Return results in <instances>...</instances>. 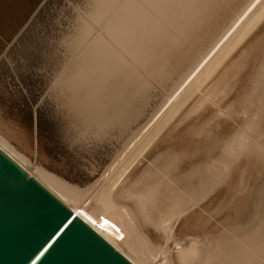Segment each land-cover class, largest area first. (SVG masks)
<instances>
[{
    "label": "bare ground",
    "instance_id": "bare-ground-1",
    "mask_svg": "<svg viewBox=\"0 0 264 264\" xmlns=\"http://www.w3.org/2000/svg\"><path fill=\"white\" fill-rule=\"evenodd\" d=\"M239 1L78 0L71 3V22L59 29L55 43L46 49L39 67L30 74L39 81L38 92L33 94L25 92L24 83L9 62L12 40L0 49V68L5 66L9 71L8 77H2L8 85L2 87L0 84V147L135 264H264V130L254 137L250 123L251 130L241 126L233 111L232 114L230 108L221 104L239 74L232 68L227 70L232 57L240 53L257 32L258 36L264 31L261 26L264 0H250L233 21L230 19L227 28L223 25L228 10L232 12V5H238ZM26 26L22 24L21 29ZM222 26L225 29H221ZM219 31H222L220 35ZM262 35L255 47L257 57H262L257 70L261 75L256 71L244 76L253 85L264 83V32ZM211 39L213 43H207V51L199 52ZM233 47L236 49L230 62L227 63L228 57L217 65L230 48L233 52ZM193 52L203 56L190 72L188 68V74L184 69L185 76L181 82L178 80L180 83L175 88L171 83L175 80L174 74L183 70ZM213 72L215 77L204 82V91L216 89L209 93H218L219 97L206 93L209 96L204 98L203 104L216 111L220 118L235 122L241 128L235 126L239 130L230 152L239 149V153L209 185L212 178L205 180L204 171H200L203 165L199 168L200 158L206 154L205 147L186 140L197 128L187 125L179 129L176 139L185 147L176 148L172 141L164 145V140L162 143L159 140L161 145L156 148L149 146L188 97L195 94L187 92V87L196 81L194 87L203 90L205 85H200L203 78ZM169 85L175 88L172 92H169ZM251 89L254 91V87ZM12 93L21 106L16 105ZM250 94L246 91L244 96L250 97ZM44 96L48 99L37 104V97ZM199 96L195 100H200ZM244 96L242 98H246ZM178 97L180 99H176ZM263 97L260 95V99ZM160 99V108L156 106L159 110L151 114L154 119L148 114L151 123L141 134L138 132L140 135L133 134L136 139L123 153V141L131 137L136 127L138 130L137 124L146 115V109ZM188 107L191 108V103ZM1 109L12 115V120ZM262 112L258 114V123L264 126ZM204 116L199 113L197 117ZM249 136L254 137L253 142L248 140ZM228 139L226 142L230 141ZM247 141L251 143L247 145ZM253 149V165L261 168L257 171L254 167L250 187L244 188L245 191L221 192L214 203L212 198L231 174L233 166L246 155L250 156L248 152ZM115 154L118 155L113 156ZM178 156L189 158V161L185 163L184 160L183 165ZM142 157L151 160L144 162ZM161 158L167 160L164 167L154 162L158 163ZM141 161L144 162L142 166L139 165ZM103 230L116 235L126 250Z\"/></svg>",
    "mask_w": 264,
    "mask_h": 264
},
{
    "label": "rangeland",
    "instance_id": "rangeland-1",
    "mask_svg": "<svg viewBox=\"0 0 264 264\" xmlns=\"http://www.w3.org/2000/svg\"><path fill=\"white\" fill-rule=\"evenodd\" d=\"M42 1V2H41ZM78 0H40L39 2H38V6H36V8L35 9H37V10H35L34 11V13H33V15H32V17L29 19V21L28 22H25V23H23V24H27V26L24 28V29H21V27H22V25H20V26H18L16 29H15V31L14 32H12L11 34H12V36L9 38V37H7L6 39H4L5 37L4 36H9V34L8 33H6V32H4L3 30H1V32H0V37H2V38H0V49L1 50H3L5 47H6V44L9 42V41H11V43H12V47H11V49L9 50V54H8V59H9V62H10V64H11V66H12V68L14 69V71H16V73L18 74V76L20 77V80L24 83V88H25V92L26 93H29V94H33L34 92H38V86H39V81L38 80H34L32 77H31V72L34 70V69H36V68H38L39 67V64H40V61H41V59H42V57L44 56V54H45V52H46V49H48V47L50 46V45H52V44H54L55 43V41H56V39H57V34H58V31H59V29L61 28V27H63V26H66V25H69V23L71 22V8H70V6H69V4H71V3H75V2H77ZM247 1V2H246ZM249 1L250 0H241V1H239V3H238V5H232V12L230 11V10H228V12L229 13H227L228 14V16H227V18H226V20H225V22H224V24L223 25H225L226 26V28L230 25V24H228L229 22H230V19L232 20V18L234 19L235 17H237L236 16V14L237 13H240L245 7H246V5L249 3ZM242 3V4H241ZM247 3V4H246ZM40 4V5H39ZM243 4H244V6H243ZM233 6H234V8H233ZM241 8H240V7ZM243 7V8H242ZM239 8V9H238ZM235 9V10H234ZM241 9V10H240ZM239 11V12H238ZM255 11V10H254ZM234 12V13H233ZM230 16H232V17H230ZM235 16V17H234ZM90 18H92L91 16H90ZM94 19V18H93ZM63 20V21H62ZM233 21V20H232ZM231 21V22H232ZM261 26L263 27L264 26V22L262 21L261 22ZM261 26L259 25V27L261 28ZM259 27H257V29L259 30L260 28ZM225 29L224 28V26H222L221 27V29ZM12 29V28H11ZM220 29V30H221ZM50 30V31H49ZM19 31V32H18ZM224 31V30H223ZM264 32V31H263ZM262 32V33H263ZM222 33V31H219V35ZM262 33H260V35H258L257 36V34H258V32L256 33V37L254 36L248 43H247V46L246 47H244L241 51H240V53H238L236 56L234 55V57H232L233 55V53H234V51H235V49H236V47L234 48H232V50H233V52H231V48L227 51L228 52V54L227 55H229V56H227L226 55V53H225V55H224V57L223 58H221L220 59V61H219V63L217 64V65H219L220 63H221V61H222V59H223V62L225 61V60H227L226 58H228V57H232V60H231V57H230V59L229 60H227V63L228 62H230V60L232 61L231 62V64L230 65H228V71H230L231 70V68L233 69V70H237L238 72H239V74H238V76H237V78H236V80L234 81V86L233 85H231L230 86V92H229V94L228 95H226V96H224V99H223V101H221L220 99H218L219 101H221V104L223 105V106H226L227 107V109L228 108H230L229 109V111L231 112V111H233V113H234V117L237 119V122L239 123V121H240V125L241 126H244V127H247V128H251V129H253V130H251V131H253L252 132V135L255 137H257V136H259L262 132H263V130H264V126H261L258 122H259V116H258V114L260 115V112H262V113H264V106L262 107L261 106V104H264L263 103V101H264V97L262 98V99H260V95L262 96V94H263V96H264V92H263V89H264V83L263 82H261V84H259L260 82H258V85H257V82L256 83H254V85L256 84L257 86H256V88L259 90H257L256 88H255V86L253 85V83H252V81H248L249 80V78H248V80H246L245 79V77H247L248 76V74H251V73H255L257 70H259V68H258V66H259V64H260V60L262 59V57L260 56V57H257V50L255 49V47L257 46V44L259 43V40H260V38H261V36H263L262 35ZM1 34H2V36H1ZM17 34V35H16ZM217 34V37L215 38H213L214 40H216L217 38H218V35ZM24 39H23V38ZM13 38V39H12ZM10 39V40H9ZM213 39H211V40H208L206 43H205V46L203 47L204 49H202L201 51H199V52H201V53H203V51H204V53L207 51L206 50V48H208V44L207 43H209V45H211L212 43H213ZM242 40L244 39V38H241ZM240 39V42H242V40ZM254 39V40H253ZM257 39V40H256ZM253 40V41H252ZM22 41V42H21ZM211 41V42H210ZM26 44V45H25ZM255 44V45H254ZM249 45V46H248ZM251 45V46H250ZM248 47V48H247ZM247 49V50H246ZM253 49V50H252ZM1 50H0V52H1ZM251 50V51H250ZM197 51V50H196ZM198 52V51H197ZM242 52V53H241ZM249 52V53H248ZM252 52V53H251ZM16 53V54H15ZM248 53V54H247ZM195 53L193 52V55H194ZM247 54V55H246ZM192 55V57L190 58V60H189V62H188V64L183 68V70H181V71H179L177 74H174L175 75V80L174 81H172L171 83L174 85V87L176 88V86L182 81L181 79H183L184 78V76H185V73L186 74H188V70H189V72L191 71V69H192V67H194L195 66V64H197V61L199 60V58H202V56L203 55H194L193 56ZM197 56V57H196ZM247 56V57H246ZM195 59H196V61H195ZM193 62H192V61ZM240 60V61H239ZM259 60V61H258ZM222 62V63H223ZM238 62H239V64H238ZM240 63H241V65H240ZM192 64H194L193 66H192ZM189 65V66H188ZM230 66H233V67H230ZM217 67H219V66H217ZM187 68V69H186ZM189 68V69H188ZM238 68L240 69V70H238ZM186 70V72H185V70ZM184 71V72H183ZM216 72V71H215ZM215 72H213L211 75L210 74H208V75H206L205 77L206 78H203V82L200 84V85H205V83H207V81H209V79H212V78H214L215 77ZM9 73V71L7 70V68L5 67V66H3V67H1L0 68V78L2 79V80H0V84H2V87H6V85H8V83L5 81L6 79L4 78H2V77H8V74ZM180 73V74H179ZM257 73H260V75H261V72L260 71H257ZM247 74V75H246ZM210 75V76H209ZM179 76V77H178ZM202 76H203V74H202ZM202 76H200V77H202ZM245 76V77H244ZM178 77V78H177ZM183 77V78H182ZM211 77V78H210ZM195 79H197V77L195 78ZM198 79H200V78H198ZM197 79V80H198ZM208 79V80H207ZM259 79V78H258ZM180 82H179V81ZM178 81V82H177ZM177 82V83H176ZM205 82V83H204ZM263 83V84H262ZM171 84V85H172ZM196 84V81H193L188 87H187V89L186 90H188L187 92H189V91H193L195 94H193L191 97H188L189 99H187V101L182 105V109L180 108V111L176 114V116H174L173 117V119H170L169 121V124H167V126H166V128H164L163 129V132H160V134L158 135L159 136V138H158V136H157V138L154 140V142H152V144L149 146V148H152L153 146H154V148H156L159 144L161 145V143H162V141H163V144L164 145H166V144H169L170 143V141H172V142H174L173 143V146L174 147H183L185 144H183V143H181V141H177V139H178V136L180 135V131H179V129L181 128V130L183 129V128H187L186 126L188 125V127L190 128H197V129H195V131L193 130L191 133H190V135H188V136H186L187 137V142L189 143L190 141L191 142H195V143H198V145L201 143L202 144V146L201 147H203L204 148V150L206 151L205 153V156H203L202 158L203 159H205V160H203L202 158H200V161H199V168H200V165H203V167H205L204 169H203V167L202 168H200L201 170V173H202V171H204L203 172V176L205 177L206 176V178H205V180H207V179H209V178H212V179H209V185H211V183H214L215 181H216V178L218 179L219 178V176L222 174V172L224 171V169H225V167H227L233 160H234V158H235V156L239 153V149L237 150V149H235L232 153H230L231 151H232V147L231 146H235V144L236 143H234V142H236V134H237V131L239 130V128H241V126L239 125V126H237V123H235V122H231V121H228L226 118H224V117H221L220 118V116H217L218 115V113L216 112V111H211V110H213V109H209L208 108V106L206 105L205 106V104H203V102H204V98H206V99H208L207 97L209 96V95H212V96H214V94H215V96H218L219 97V95H218V93H217V95H216V93H214V94H210V93H213V90H216V89H212V88H208V92L207 91H204L205 89V87H206V85L205 86H203V90H202V88H201V90H199L198 89V87L196 88V87H194V85ZM236 84V85H235ZM171 85H169V88H171V89H169V92H172L173 90L172 89H175L173 86H171ZM245 85V86H244ZM247 85V86H246ZM251 85V86H250ZM259 85L260 86H262L261 88H262V90H261V88L259 87ZM194 87V88H193ZM246 87V88H245ZM254 87V91L251 89V88H253ZM231 88H232V90H231ZM241 88V89H240ZM197 89V90H196ZM243 89V90H242ZM247 89V90H246ZM256 89V90H255ZM172 90V91H171ZM239 90V91H238ZM245 90V91H244ZM252 90V91H251ZM204 91V92H203ZM243 91V92H242ZM246 91L248 92V91H250V93L251 94H255V95H251L250 94V97H248V95H249V93H248V95L247 96H244L245 95V93H246ZM256 91V92H255ZM263 92L262 94H261V92ZM203 92V93H202ZM210 92V93H209ZM216 92V91H215ZM239 92V93H238ZM243 93V95H242V93ZM255 92V93H254ZM177 93V92H176ZM184 93H185V90H184ZM183 93V94H184ZM199 93V94H198ZM204 93H205V95H204ZM209 93V95H207V94ZM239 95H238V94ZM201 94H203V96H201ZM258 94H260V95H258ZM12 95H14L15 96V93H12ZM197 95H200L199 97H200V100H195L196 99V96ZM14 96H12V97H14ZM207 96V97H206ZM246 97V98H242V97ZM256 97L257 96V99L256 98H253V97ZM227 97V98H226ZM15 99H16V105L17 106H21L20 105V103H19V100L16 98V96L14 97ZM202 98V99H201ZM216 99H217V97H215ZM251 98V99H250ZM260 100H259V99ZM176 99H180V97H178V98H176ZM248 99V101H246V100ZM252 99H254V100H256V101H253ZM194 100V101H193ZM248 103V102H255V103H251L250 105H249V103L247 104L245 101ZM262 100V101H261ZM18 101V102H17ZM162 100L160 99L159 100V102L158 103H156L154 106H155V109H154V106H152L151 108H148V109H146L147 111H146V115H144L143 116V118L138 122V130H137V127L135 128L136 129V131L134 130L133 132H132V135L133 134H135V135H137L138 134V132L141 134L144 130H145V127L147 126V125H149L150 123H151V121L154 119V118H152V117H154V115H151V114H155V112H157L159 109L158 108H160L159 106H161V104H162V102H161ZM177 101V100H176ZM175 101V102H176ZM202 101V102H201ZM259 101V102H258ZM262 103H261V102ZM200 102V103H199ZM245 102V103H244ZM190 103H191V108H192V106H193V108L191 109L190 107H188L189 105H190ZM234 103H235V105H234ZM238 103V104H237ZM241 103H244V104H242L241 105ZM259 103V104H258ZM198 104H200L201 105V107H200V105H198ZM233 104V105H232ZM232 106V107H229V106ZM239 105H241V106H246V107H244L243 106V108L242 107H240ZM158 108H157V107ZM199 106V107H198ZM204 106V107H203ZM234 106L235 107H237V108H234ZM248 106V107H247ZM171 107H173V104H172V106H170V108ZM225 107V108H226ZM240 107V108H239ZM169 108V109H170ZM184 108V109H183ZM187 108V109H186ZM197 108V109H196ZM202 108V109H201ZM209 110H208V109ZM239 108V109H238ZM244 108H246L245 110H243ZM248 108V109H247ZM261 108V109H260ZM168 109V110H169ZM259 109V110H258ZM1 110H3V109H1ZM182 110L184 111V113L182 112ZM198 110H199V112H198ZM262 110V111H261ZM192 111V112H191ZM193 111H194V114H193ZM198 112V114H197V112ZM201 111V112H200ZM243 111H246V112H243ZM254 111H256V112H254ZM257 111H259V113L257 112ZM3 112V114L4 115H6V117L7 118H9V119H11L12 118V115H10V114H8L7 115V113L3 110L2 111ZM152 112V113H151ZM188 112V113H187ZM210 112V113H209ZM238 112V113H237ZM254 112V113H253ZM199 113H204L205 114V116L204 117H197L198 115H199ZM232 113V112H231ZM232 113V114H233ZM245 114V113H247V114H245V115H243V114ZM252 113V114H251ZM148 114H149V116H150V118H152V120L149 118V116H148ZM185 114V115H184ZM193 114V115H192ZM217 114V115H216ZM255 114H257V116L255 115ZM239 115V116H238ZM252 115V116H251ZM214 116V117H213ZM216 116V117H215ZM237 116V117H236ZM248 116H250V118H248ZM254 116H256V119L258 120V121H256V119L254 120L253 118H255ZM146 117V118H145ZM188 117V118H187ZM147 118H148V120L150 121H148L147 120ZM185 118V119H184ZM201 118V119H200ZM259 118V119H258ZM212 119V120H211ZM227 120V121H225V120ZM248 119V120H247ZM12 120V119H11ZM193 120V121H192ZM215 120H216V122H215ZM239 120V121H238ZM252 120H253V122L255 123V125H257V126H255V125H253L252 126V124H254V123H251L252 122ZM180 121V122H179ZM198 121V122H197ZM251 121V122H250ZM192 122V123H191ZM218 122V123H217ZM224 122V123H223ZM227 122V123H226ZM231 122V123H230ZM243 122V124H241ZM245 122V123H244ZM250 123V126L251 127H249V123ZM141 125H140V124ZM143 123H144V125H143ZM147 123V124H146ZM158 123V122H157ZM157 123H156V125H157ZM189 123V124H188ZM196 123V125L198 126V127H196L194 124ZM212 123V124H211ZM223 123V124H222ZM232 126L233 125V127H231L232 129H230V127H229V124ZM217 124V125H216ZM245 124H246V126H245ZM143 125V126H142ZM211 125V126H210ZM259 125V126H258ZM210 126V127H209ZM215 126H218V127H215ZM239 127L238 129L236 128V127ZM144 129H143V128ZM170 127V128H169ZM174 128V129H171V128ZM200 127H203L202 129L203 130H201V128ZM225 128V127H227V128H225V129H223V128ZM258 129H256V128ZM260 127V128H259ZM141 128H142V130H141ZM198 128H199V130H198ZM207 130H206V129ZM254 128H255V130H254ZM170 129V130H169ZM204 129H205V131H204ZM209 129H211V130H209ZM228 129L230 130V132H226V131H228ZM234 129V130H233ZM236 129V130H235ZM262 129V130H261ZM177 130V131H176ZM196 130L198 131V132H196ZM219 130V131H218ZM224 130H225V132H224ZM235 132L234 134L235 135H233V131ZM171 131V132H170ZM200 131V132H199ZM202 131H204L203 133H202ZM208 131H210V132H208ZM165 132H167V133H165ZM166 134V136H165V134ZM197 133V134H196ZM198 133L199 134H202V135H200V136H198ZM204 133H206V134H204ZM211 133V134H210ZM229 133V134H228ZM140 134H138V135H140ZM204 134V135H203ZM210 134V135H209ZM228 134V135H227ZM230 134H232L233 135V137H231L230 136ZM131 135V137H127L128 139H129V141H127L128 139H125V141H123V143L121 144V147H122V145H123V149H124V151H123V153L127 150V148L128 147H130L131 145H130V142L132 143V142H134V139H136L134 136L135 135H133L132 136ZM164 137H163V136ZM207 135V136H206ZM204 136V137H203ZM253 136H249V138H248V140L250 141L251 140V142H253V140H254V137ZM138 137V136H137ZM163 137V138H162ZM176 137H177V139H176ZM235 137V138H234ZM162 138V139H161ZM208 138V139H207ZM220 138V139H219ZM226 138H229L228 140H230L229 142H226L227 140H226ZM231 138H233V139H231ZM133 139V141H131ZM160 140V142L161 143H159L158 141ZM174 140V141H173ZM199 140V141H198ZM206 140V141H205ZM232 140V141H231ZM156 141V142H155ZM216 141V142H215ZM249 141H247L246 142V144L248 145L249 143H251V142H249ZM129 144H128V143ZM158 142V143H157ZM205 142H206V144H205ZM249 142V143H248ZM156 143H157V145H156ZM214 143H216V144H214ZM228 143V144H227ZM229 143H230V146H229ZM234 143V144H233ZM126 144H128V145H126ZM200 144V145H201ZM224 144V145H223ZM156 145V146H155ZM206 145V146H205ZM124 146H126L125 148H124ZM185 147V146H184ZM227 147V148H226ZM160 148V146L158 147V149ZM133 151V150H132ZM132 151L130 152V154H132ZM158 151V150H157ZM160 151V150H159ZM212 151V152H211ZM177 152H178V150H177ZM235 152V153H234ZM251 152L254 154V149H253V151H249L248 153H250V156H249V154L248 155H246L245 157H243L242 158V160L240 159L239 161H238V163H236L235 164V167L233 166V169H232V172H231V174L228 176V178L226 179V181H225V183L221 186V188L216 192V196L214 195V197L212 198V200H214L213 202L215 203V201L216 200H219L218 199V194H220L221 192H223V193H225V192H227V190H236V191H245V190H247L249 187H250V185H251V179H252V176H253V174H254V171H253V169H254V167H255V169L258 171H260V165H259V167L258 166H256V165H253V162H255V159H253V155H251ZM230 153V154H229ZM129 153H128V155H127V158L129 157V155H130ZM176 153H174L173 154V156L175 155ZM232 154V155H231ZM54 155V154H53ZM56 155V154H55ZM118 154H115V155H113V156H117ZM184 156H181V157H179L178 156V160H180L179 158H181V163H183V165L185 164V163H187L188 161H189V158H187V160H186V158L184 157ZM207 157V158H206ZM229 157V158H228ZM118 158V157H117ZM127 158H125V159H127ZM245 158V159H244ZM250 158H252V159H250ZM55 159H56V156H55ZM220 159V160H219ZM142 160H144V162H148V161H150L151 159L150 158H143L142 157ZM163 162H162V161ZM186 162H185V161ZM222 160V161H221ZM247 160V161H246ZM54 161V160H53ZM55 161H59V160H55ZM161 161V162H160ZM164 161H165V164H167L166 163V161L167 160H163L162 158L161 159H159L158 160V163L156 162V161H154L156 164H159L160 166L162 165V167H164ZM183 161V162H182ZM207 162L205 165H204V162ZM227 161V162H226ZM143 161H141V163L139 162V165L140 166H142L141 164L142 163H144ZM185 162V163H184ZM222 164H220V163ZM224 162V163H223ZM246 162V163H245ZM248 162V163H247ZM110 163V162H109ZM161 163H163V164H161ZM226 163V164H225ZM242 163V164H241ZM238 164V166H236ZM246 164V165H245ZM249 164H251V165H249ZM258 164V163H257ZM224 165V166H223ZM208 166V167H207ZM212 166V167H211ZM253 166V167H252ZM237 167V168H236ZM209 168V170H207ZM251 168V169H250ZM259 168V169H258ZM220 169V170H219ZM254 169V170H255ZM252 171V172H251ZM97 172V171H96ZM95 172V173H96ZM206 172V173H205ZM206 174V175H205ZM210 174V175H209ZM264 174V173H263ZM208 175V176H207ZM240 179V180H239ZM242 179V180H241ZM211 180V181H210ZM247 180V181H246ZM250 180V181H249ZM213 181V182H212ZM249 181V182H248ZM243 182V183H242ZM248 183H249V185H248ZM233 184V185H232ZM247 185H248V187H247ZM241 186V187H240ZM209 187V186H208ZM235 187H237V188H235ZM240 188V189H239ZM244 188H246L245 190H244ZM239 189V190H238ZM199 196H201V195H199ZM196 197V199L197 198H199V197H197L196 195H194V198ZM216 198V199H215ZM195 200V199H194ZM191 204V202L188 204V205H190ZM79 208H81V206H79L78 205V209ZM80 210V209H79ZM82 210V209H81ZM96 225H98V224H96ZM99 228H101L100 226H99ZM103 232H106V230H103ZM105 235L107 236V237H109L112 241H117V242H115L116 244H118L121 248H123V250L126 248L124 245L123 246H121L122 245V243L117 239V236L116 235H114V234H108V232H106L105 233ZM178 238H181V236H178ZM126 250V249H125ZM130 255H132V254H130Z\"/></svg>",
    "mask_w": 264,
    "mask_h": 264
},
{
    "label": "water",
    "instance_id": "water-1",
    "mask_svg": "<svg viewBox=\"0 0 264 264\" xmlns=\"http://www.w3.org/2000/svg\"><path fill=\"white\" fill-rule=\"evenodd\" d=\"M39 1L0 0L5 38ZM0 264L135 263L0 147Z\"/></svg>",
    "mask_w": 264,
    "mask_h": 264
},
{
    "label": "snow or ice",
    "instance_id": "snow-or-ice-1",
    "mask_svg": "<svg viewBox=\"0 0 264 264\" xmlns=\"http://www.w3.org/2000/svg\"><path fill=\"white\" fill-rule=\"evenodd\" d=\"M47 99L48 98L46 96H44V97H37L36 103L37 104H40V103L44 102V100H47ZM49 102H51V101L49 100Z\"/></svg>",
    "mask_w": 264,
    "mask_h": 264
}]
</instances>
